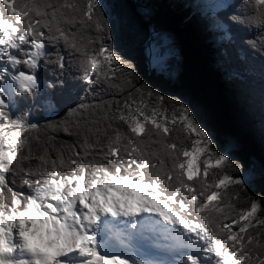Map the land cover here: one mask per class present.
<instances>
[{
  "label": "snow or ice",
  "instance_id": "1",
  "mask_svg": "<svg viewBox=\"0 0 264 264\" xmlns=\"http://www.w3.org/2000/svg\"><path fill=\"white\" fill-rule=\"evenodd\" d=\"M264 137V0H181ZM154 6L0 0V264H264V159L182 92Z\"/></svg>",
  "mask_w": 264,
  "mask_h": 264
},
{
  "label": "trees",
  "instance_id": "2",
  "mask_svg": "<svg viewBox=\"0 0 264 264\" xmlns=\"http://www.w3.org/2000/svg\"><path fill=\"white\" fill-rule=\"evenodd\" d=\"M140 0H111L113 3H137ZM164 4L176 12L179 19V24L185 27L190 34V39L204 55L208 61L209 66L213 65L211 63V51L207 42V37L201 28L197 25L194 20H190L186 17L183 10L181 0H163ZM214 69V68H213ZM215 75L218 80V91L228 111V116L232 123V134L227 136L235 141L237 148V155L242 159L248 160L255 158L257 161L264 159V137L261 136L258 129H255L252 125L251 118L249 114L242 107L241 103L237 100L232 89L220 79L219 75L214 70ZM169 91H179L185 94L195 105L198 110V115L202 121L207 125L209 130L212 132L214 137L223 142L227 137H217L215 133V126L213 124L212 118L209 114L208 103L201 102L192 93L182 88L178 83L168 86ZM264 185H255V190L260 191Z\"/></svg>",
  "mask_w": 264,
  "mask_h": 264
},
{
  "label": "water",
  "instance_id": "3",
  "mask_svg": "<svg viewBox=\"0 0 264 264\" xmlns=\"http://www.w3.org/2000/svg\"><path fill=\"white\" fill-rule=\"evenodd\" d=\"M154 6L156 8L154 22L175 33L181 51L183 68L177 83L199 101L208 103L217 137L231 135L232 123L227 115L226 104L218 91V80L214 69L209 66L205 55L196 48L187 29L179 24L176 12L168 8L163 0H159Z\"/></svg>",
  "mask_w": 264,
  "mask_h": 264
},
{
  "label": "rangeland",
  "instance_id": "4",
  "mask_svg": "<svg viewBox=\"0 0 264 264\" xmlns=\"http://www.w3.org/2000/svg\"><path fill=\"white\" fill-rule=\"evenodd\" d=\"M142 2H144V0H140L139 2H137V3H142ZM148 2H150L153 6L155 5V4H157L158 2H159V0H148ZM154 11L156 12V8H155V6H154ZM229 137H227V139H228Z\"/></svg>",
  "mask_w": 264,
  "mask_h": 264
}]
</instances>
